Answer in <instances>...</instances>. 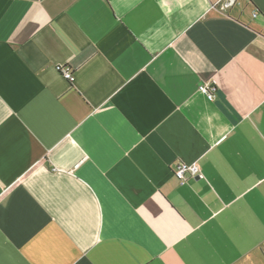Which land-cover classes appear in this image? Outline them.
Wrapping results in <instances>:
<instances>
[{"label":"crops","instance_id":"1","mask_svg":"<svg viewBox=\"0 0 264 264\" xmlns=\"http://www.w3.org/2000/svg\"><path fill=\"white\" fill-rule=\"evenodd\" d=\"M219 1L0 0V264H264V0Z\"/></svg>","mask_w":264,"mask_h":264},{"label":"built area","instance_id":"2","mask_svg":"<svg viewBox=\"0 0 264 264\" xmlns=\"http://www.w3.org/2000/svg\"><path fill=\"white\" fill-rule=\"evenodd\" d=\"M236 3V0H220L213 8L218 9L220 12L226 13ZM63 78L71 84L75 82V75L72 69L68 66L60 68ZM214 88L207 84L199 86V92L209 100L215 97ZM201 170L198 164H186L184 162H177L174 166V176L181 184L186 183L189 178L199 177Z\"/></svg>","mask_w":264,"mask_h":264}]
</instances>
